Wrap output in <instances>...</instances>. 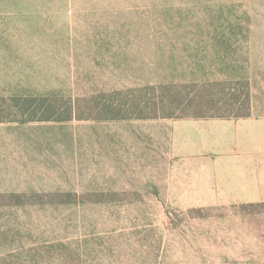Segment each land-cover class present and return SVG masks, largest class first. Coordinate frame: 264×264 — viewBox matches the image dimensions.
<instances>
[{
	"label": "rangeland",
	"instance_id": "374dc122",
	"mask_svg": "<svg viewBox=\"0 0 264 264\" xmlns=\"http://www.w3.org/2000/svg\"><path fill=\"white\" fill-rule=\"evenodd\" d=\"M212 80L264 116V0H0V195L21 201L0 198V264H264V201L178 152L182 119H107ZM32 97L72 118L29 121Z\"/></svg>",
	"mask_w": 264,
	"mask_h": 264
},
{
	"label": "crops",
	"instance_id": "0c3cea01",
	"mask_svg": "<svg viewBox=\"0 0 264 264\" xmlns=\"http://www.w3.org/2000/svg\"><path fill=\"white\" fill-rule=\"evenodd\" d=\"M168 121L178 152L214 153L207 168L210 173L224 174L223 182L231 193L225 196L264 201V116Z\"/></svg>",
	"mask_w": 264,
	"mask_h": 264
},
{
	"label": "trees",
	"instance_id": "16d2710c",
	"mask_svg": "<svg viewBox=\"0 0 264 264\" xmlns=\"http://www.w3.org/2000/svg\"><path fill=\"white\" fill-rule=\"evenodd\" d=\"M239 82L212 80L206 82L167 83L146 86L130 90L129 96L119 98L117 115L107 119H158V118H243L251 115V96L248 82L241 83L240 93L235 92ZM128 91V92H130ZM122 92V91H121ZM119 91L118 94H121ZM223 93L220 99L216 93ZM154 93L156 96H154ZM149 98L144 99L146 95ZM125 97H128L127 99ZM217 98V99H216ZM36 100V101H35ZM39 102L43 106L41 116L37 112H31L29 121H67L72 117V107L60 112L53 103H48L46 98H31L26 109L33 103ZM5 204L20 205L19 197L15 194L0 195ZM11 200H7V199ZM69 200L63 202L68 203ZM9 202V203H8Z\"/></svg>",
	"mask_w": 264,
	"mask_h": 264
}]
</instances>
